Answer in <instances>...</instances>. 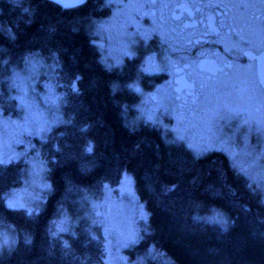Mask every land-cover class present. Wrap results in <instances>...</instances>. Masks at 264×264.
Returning <instances> with one entry per match:
<instances>
[{
    "label": "trees",
    "instance_id": "16d2710c",
    "mask_svg": "<svg viewBox=\"0 0 264 264\" xmlns=\"http://www.w3.org/2000/svg\"><path fill=\"white\" fill-rule=\"evenodd\" d=\"M103 1L63 8L50 0H0V62L19 64L33 52L54 56L63 91V118L41 142L50 187L39 211L5 207L4 192L22 182L24 163L0 166V224L15 235L0 264L100 262L102 235L81 215V195L115 185L125 170L149 211V230L126 248L130 255L154 244L169 259L154 256L149 264H264V200L253 183L223 151L198 155L158 126L133 122L139 94L130 81L144 83L148 75L137 72L136 59L118 67L102 62L86 23L105 13ZM214 210L225 222L210 219ZM62 211L73 220L68 229L53 226Z\"/></svg>",
    "mask_w": 264,
    "mask_h": 264
},
{
    "label": "rangeland",
    "instance_id": "374dc122",
    "mask_svg": "<svg viewBox=\"0 0 264 264\" xmlns=\"http://www.w3.org/2000/svg\"><path fill=\"white\" fill-rule=\"evenodd\" d=\"M103 6L107 8L105 13L91 17L86 23L102 62L118 67L128 59H136L137 72L148 75L144 83L137 77L130 81L139 94L133 122L143 120L158 126L165 137L193 145L188 147L198 155L213 149L223 151L264 200V100L250 94L251 77L245 68L230 80L208 84L199 98L185 103L177 97L171 76L173 65L189 58L187 54L175 57V51L184 45L170 36L168 9L153 8L144 0H104ZM13 73L24 78L22 87L16 86L20 81ZM62 93L54 56L33 52L19 64L0 62V156L8 158L22 153L14 160L24 163L22 182L12 185L4 194L16 189L24 202L38 209L50 187L41 145L49 130L40 135L35 132L40 124L52 129L62 120ZM53 96L59 97L55 104L50 102ZM125 176L131 178L130 184ZM45 184L49 187H43ZM80 210L91 230L102 235L104 254L96 264H149L154 256H162L166 262L169 259L154 244L143 252L131 255L127 252L126 248L132 245L125 246L127 236L134 233L140 239L149 230V211L136 192L134 177L128 170L122 172L115 185L106 182L99 193L84 192ZM141 210L148 214L147 219L141 217ZM217 213L220 212L214 210V216ZM222 217L224 220L223 214ZM72 222L70 215L62 211L53 226L68 229ZM14 242L12 226L0 224V251Z\"/></svg>",
    "mask_w": 264,
    "mask_h": 264
},
{
    "label": "flooded vegetation",
    "instance_id": "af4514ba",
    "mask_svg": "<svg viewBox=\"0 0 264 264\" xmlns=\"http://www.w3.org/2000/svg\"><path fill=\"white\" fill-rule=\"evenodd\" d=\"M144 1L153 8L168 9L170 36L184 45L175 51V57L187 54L190 60L173 65L171 81L179 99L193 102L208 84L230 80L245 68L251 77L250 94L264 100V87L257 74L258 60L264 53V4L260 0ZM209 17L218 32L210 31ZM243 52L251 53V58ZM201 61L203 67L199 66ZM185 64L190 67L184 68ZM183 80L194 82V88H184Z\"/></svg>",
    "mask_w": 264,
    "mask_h": 264
},
{
    "label": "snow or ice",
    "instance_id": "6c2138e0",
    "mask_svg": "<svg viewBox=\"0 0 264 264\" xmlns=\"http://www.w3.org/2000/svg\"><path fill=\"white\" fill-rule=\"evenodd\" d=\"M260 2L262 4H264V0H260ZM57 3H60V0H57ZM75 3L76 4L83 3V0H75ZM64 6L67 7L69 5L65 4ZM209 6H211V5H209ZM207 23L209 25L210 31H212V32H218V29L212 23V18L211 17H209ZM222 26L223 25H221V27ZM8 34L12 38H14V33L9 32ZM207 34L208 33H205V35H207ZM234 46H236V45H234ZM127 55L131 56L132 53H127ZM243 55L249 56L251 58V53H249V52H243ZM26 60H27V58H26ZM203 64H204V62L201 61L199 63V66L200 67H203ZM189 67H190L189 64H185L184 65V68H189ZM145 70H147V69H145ZM154 70L161 71L163 69L156 68ZM176 71H182V69H176ZM13 76H14L15 79H17L18 81H20V83L17 84L16 86L17 87H22V82H23V79L24 78L23 77H20L17 73H13ZM76 79H79V77H76ZM45 87L46 88H49V90H51L49 85H45ZM71 87H72L73 91H77L78 90L75 87V82L72 83ZM129 87H133V85H129ZM183 87L190 90V89L194 88V82H189L188 80H183ZM136 90L139 91V88H137ZM177 91H180V89L178 88ZM188 94H191V91H189ZM58 99H59V97L53 96V97L50 98V102L53 103V104H55ZM26 130H28V129H26ZM48 130H50V128H48L45 124H40V125H38L35 134L40 135L41 133H43L45 131H48ZM181 139H183V137H181ZM17 142L18 143H23V141H17ZM188 146L190 148L193 147V145H191V144H189ZM27 147H34V146L28 145ZM89 150H91V149H89ZM19 155H23V154L22 153L21 154H15V155H13L11 157H8V158H3V156H0V166H7L14 159H18L19 158ZM40 166L43 167V162H41ZM125 180L129 184L131 183V178L130 177L125 176ZM43 187H49V185L45 184V185H43ZM174 187H175V185L167 186V190H171ZM2 199H3V203H4L5 207L8 208V209H12V210L23 209L24 212L26 214H28V215H31L34 212L39 211L38 208L31 207L26 202H24V200L19 196L18 190H16V189H13L12 192H11V194L5 193L4 196L2 197ZM147 216H148V214L145 213L143 210H141V217L144 218V219H147ZM210 219H215L218 222H222V223L225 222L223 220L222 214H220V213H217L215 216L211 217ZM138 239L139 238L134 233H130L127 236V238L125 239V241H124L125 246H127L128 244L136 243L138 241ZM7 242H8L7 241V237H5L4 238V243L6 244Z\"/></svg>",
    "mask_w": 264,
    "mask_h": 264
},
{
    "label": "water",
    "instance_id": "95a60500",
    "mask_svg": "<svg viewBox=\"0 0 264 264\" xmlns=\"http://www.w3.org/2000/svg\"><path fill=\"white\" fill-rule=\"evenodd\" d=\"M54 3H57V0H50ZM86 0H83V2H85ZM58 5H60L63 8H70V7H75L78 6L80 4H76L75 0H60V3H57ZM67 4L69 6L65 7L64 5ZM257 74L259 77V80L261 82V84L264 87V53L260 56L259 60H258V64H257Z\"/></svg>",
    "mask_w": 264,
    "mask_h": 264
}]
</instances>
